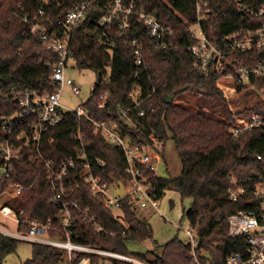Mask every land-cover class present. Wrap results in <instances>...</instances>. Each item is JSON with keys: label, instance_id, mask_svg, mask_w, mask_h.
<instances>
[{"label": "trees", "instance_id": "16d2710c", "mask_svg": "<svg viewBox=\"0 0 264 264\" xmlns=\"http://www.w3.org/2000/svg\"><path fill=\"white\" fill-rule=\"evenodd\" d=\"M77 1L48 0L44 4L46 16L55 21L63 17ZM208 1L212 13L201 26L214 43H218L226 33L234 29L261 23L259 19L241 20L236 5L228 0ZM263 1L257 0L256 3ZM106 2L97 0L86 19L70 31V58L77 67L90 68L98 73V81L83 105L96 120L116 121L121 135L133 144L153 145L152 137L161 143L171 138L182 166L178 176H157L150 170L149 163L141 167L155 188V197L160 199L165 189L173 188L181 200H191L189 209L184 208L183 216L196 229L198 250L205 253L204 259L209 257L215 264H223L232 253L246 254L249 248L246 239L242 236H229L225 215L237 210H250L258 206V201L252 195L231 201L227 198V189L231 185V176L243 182L248 189L257 177H264V130L254 128L237 136L228 132L233 115L223 91L216 86L220 73L211 70L204 73L193 66L194 56L189 47L194 40L187 30V23L196 21L194 0H144L139 5V9L154 13L160 21L170 23L174 28L171 37L173 44L161 49L154 46L147 37L142 21L130 19V26L124 31L143 45L141 66L135 65L132 47L120 36L119 22L115 21L105 27L98 24ZM39 6L38 0H0L1 93L9 89L51 92L55 88L50 81L51 69L46 62L56 60L57 55L45 50L40 40L29 34ZM19 7L21 11L17 10ZM14 10L20 16L27 15L29 21L14 16ZM105 31L109 32L113 40L112 47L103 43ZM231 60L234 65L261 62L264 61V49L237 52L231 55ZM226 70L231 68L226 69L225 66L222 73H226ZM262 83L258 81L257 85ZM135 85L140 87L144 97L140 105L147 110L145 115H139V108L133 106L127 94ZM237 88L241 89V86L237 85ZM248 93H243L233 103L240 104ZM102 94H106L105 104L98 108L97 103ZM164 95H173V101L167 102ZM186 95H190L187 101L191 104L178 101L179 98H186ZM117 106L132 107L128 111L130 122L121 114H114ZM151 106L154 107L153 111H149ZM263 107L264 103L259 102L247 107L243 113ZM16 109L12 97L0 98L1 111L10 114ZM78 127L86 136L88 157L104 161V165L95 171L104 179L125 182L126 163L122 149L94 135L90 122L86 118L79 119L73 113H68L59 126L50 132L54 140L43 145V153L59 161L64 155L73 152L78 144L72 134ZM17 130L18 126L14 127L13 135ZM5 136L6 130L0 120V142ZM19 151L21 155L14 160L11 174L0 180V189L16 182L24 185L26 190L6 200L4 204L12 208L21 219H54L57 208L50 202L51 192L43 168L39 162L29 159V149L20 147ZM78 184L75 198L82 207L89 208L106 232L98 231L87 221L80 220L75 229L79 234L77 241L130 256L145 264H188L189 248L179 238L161 245L159 254L155 248L128 252L127 243L141 242L152 237L148 222L136 215L126 199L121 201L119 211L115 214L104 205L102 196L91 194L85 181L79 180ZM28 229L25 223L19 225L21 231ZM19 242L22 240L0 232V264H4L7 255L16 251ZM82 256H89L90 263L94 264L102 263L106 258L111 259L112 264H134L82 252L74 254L71 264H77ZM64 261L68 264L64 249L32 243V256L21 264H63Z\"/></svg>", "mask_w": 264, "mask_h": 264}, {"label": "built area", "instance_id": "2783aa9c", "mask_svg": "<svg viewBox=\"0 0 264 264\" xmlns=\"http://www.w3.org/2000/svg\"><path fill=\"white\" fill-rule=\"evenodd\" d=\"M96 1L79 0L66 11L63 17L53 21L46 16L44 4L48 3V0H38L40 6L37 9L34 22L30 25L29 34L36 36L45 50L57 55L56 60L46 62L47 67L51 69L50 81L55 88L51 92L37 89H9L3 93L0 92V98L12 97L17 105V109L10 114L0 110L2 127L6 130V136L0 142L2 157L0 180L11 174L14 160L21 155L19 148L29 149V159L39 162L45 172V179L51 192L50 202L57 208V215L54 219L49 217L45 221L31 218L21 219L12 208L0 204V218L2 216L3 219L5 217L11 219L17 227L15 232L0 227V232L31 243H43L64 249L69 264L72 263L76 252L94 253L134 264H145L127 255L99 249L76 240L79 234L75 232V229L80 220L87 221L98 231L106 232L96 220L95 215L90 213L89 208L82 207L75 198L79 180L88 184L91 194L102 196L104 205L113 211H119L123 199H126L132 206L136 202L142 208L149 205L156 207L159 200L155 197V188L147 180L141 168L142 165L149 163L150 170L156 174L157 169L154 161L159 158V150L156 146L159 141L157 139L151 138L153 145L133 144L126 136L121 135L116 121L92 118L83 104L72 110L64 109L59 102L65 86H71L75 94L80 93V88L74 83V80L65 75L67 61L70 58V31L73 26L86 19L87 13ZM143 1L107 0L98 21V24L104 27L115 21L119 22L120 36L132 47L137 66L143 64V45L138 39L130 38L124 31L130 26L131 18L135 22H143L147 37L158 48L165 49L171 46L173 44L171 37L174 34V28L170 23H163L154 13L144 8L139 9V5ZM256 1L228 0L229 3L236 5L241 20L259 19L261 23L234 29L226 33L218 43L211 41L201 26L212 13L208 0H194L196 21L187 23V30L194 40V43L189 47L194 56L193 66L204 73L209 70L220 73L221 76L218 78L217 84L226 78V84L220 87L226 93L225 98L233 115L228 132L234 136L254 128L264 130V107L244 114L243 111L247 106L233 103V100L241 97L247 91L249 93L246 98L251 95L254 97V103L249 107L259 102L264 103V61L250 65H234L231 60V55L237 52L264 49V1L261 3H256ZM21 9L19 7L17 10L21 11ZM17 10L13 11V15L28 22V16H20ZM174 12L182 19L180 14L175 10ZM107 31L104 32L103 43L112 47L113 40ZM225 66L226 69L231 68V70L222 73ZM258 81H262V85H257ZM237 85H240L241 89H238ZM127 94L133 101V106L139 108V115H145L147 110L140 105L144 100L140 87L135 85ZM105 100L106 94L100 95L97 107L102 108ZM130 108L132 107L117 106L114 114H121L127 122H130L128 114ZM153 110L154 107H149V111ZM68 113L75 114L79 119L86 118L91 124L94 135H99L109 145L122 149L126 163L124 171L126 179L125 182H122L124 195L119 193V180L104 179L95 171L96 168L104 165V161L97 157L91 159L88 157L85 148L86 136L81 127H78L72 134V138L78 144L77 149L73 152L64 155L59 161H55L43 153V145L52 143L54 140L53 136L49 135L50 132L59 126ZM16 126H18V130L13 135V129ZM249 189L243 182L231 176L227 198L231 201H238L245 195H252L255 200L257 199L258 206L255 205L250 210H237L225 215L229 236L244 237L249 248L246 254L236 252L228 255L223 264H264V177H257ZM25 190L24 185L13 182L0 189V197L6 196L9 200ZM22 223L29 226L27 231L19 230V225ZM183 229L185 232L184 243L189 248L188 264H215L209 257L204 259L205 253L198 250L199 238L195 227L191 226L188 221ZM86 262L90 263L89 256H82L77 264H86Z\"/></svg>", "mask_w": 264, "mask_h": 264}, {"label": "rangeland", "instance_id": "374dc122", "mask_svg": "<svg viewBox=\"0 0 264 264\" xmlns=\"http://www.w3.org/2000/svg\"><path fill=\"white\" fill-rule=\"evenodd\" d=\"M194 29L196 30L195 27ZM65 75L74 80V83L80 88V93L75 94L71 86H65L61 92L59 102L64 109L74 110L78 106L84 104V102L90 97L95 82L97 81L98 73L90 68L77 67L74 60L69 58L65 69ZM223 84H226V78L220 80V83H216V86L222 89L220 86H223ZM223 88L225 89V87ZM225 94L226 93H224L223 96H225ZM259 94L262 95V93ZM189 97L190 95H186V98H179L178 101L189 103L187 101ZM253 103L254 97L251 95L248 98L244 97L240 104L249 107ZM156 146L159 150V158L154 161V165L157 169L156 175L160 177L178 176L181 172L182 166L173 140L167 138L164 143L157 142ZM150 152L153 153L152 151ZM6 200V196L0 197V204L6 203ZM190 203L191 200L188 198L181 200L180 195L173 188H167L164 190L156 207L149 205L142 208L134 202L132 206L133 210L139 218L145 219L148 222L152 231V237L141 242L127 243L128 252H143L155 248L156 253L159 254L160 246L175 238H179L184 242L185 232L183 228L187 225L188 221L183 214L184 208L188 210ZM114 213L117 214V211L115 210ZM0 227L9 229L13 232H15L17 228L16 224L11 219L7 217L3 219L2 216L0 218ZM31 256L32 243L22 240V242L18 243L16 251L6 256L4 264H21ZM63 264L67 263L64 261ZM86 264L94 263L86 262ZM99 264H112V261L111 259L106 258L104 262Z\"/></svg>", "mask_w": 264, "mask_h": 264}, {"label": "water", "instance_id": "95a60500", "mask_svg": "<svg viewBox=\"0 0 264 264\" xmlns=\"http://www.w3.org/2000/svg\"><path fill=\"white\" fill-rule=\"evenodd\" d=\"M97 81H98V78H97ZM164 98L169 103L173 101V95H164ZM118 185H119V193H120V195H124V187H123L122 182L118 181Z\"/></svg>", "mask_w": 264, "mask_h": 264}]
</instances>
